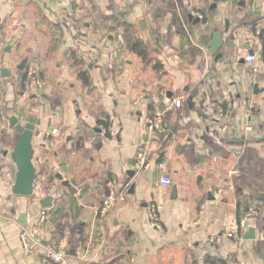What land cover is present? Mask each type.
I'll list each match as a JSON object with an SVG mask.
<instances>
[{
    "label": "crops",
    "instance_id": "obj_1",
    "mask_svg": "<svg viewBox=\"0 0 264 264\" xmlns=\"http://www.w3.org/2000/svg\"><path fill=\"white\" fill-rule=\"evenodd\" d=\"M263 29L264 0H0V264H45L46 250L60 243L68 264H264V203L260 213L244 215L234 201L252 193L236 189L245 183L264 194ZM118 31L141 42L152 63L119 42ZM218 32L224 56L216 63L210 44ZM248 53L261 57L255 79ZM25 59L24 71L37 80L24 101L16 79ZM225 95L230 109L220 115ZM179 98L182 108H173ZM157 111L166 112L167 131L150 138L147 121ZM21 112L58 130L42 127L33 141L32 196L12 193L18 136L9 119ZM102 119L110 136L98 126ZM144 152L154 166L166 163L172 185L160 188L153 167L143 172L153 182L140 178L133 195L132 184L120 191ZM109 184L117 199L100 219ZM48 197L52 204L43 208ZM150 206L161 207L159 228ZM42 209L49 214L44 244L28 255L19 219L27 214L33 225ZM249 228L255 240L246 239ZM212 237L222 243L211 244Z\"/></svg>",
    "mask_w": 264,
    "mask_h": 264
},
{
    "label": "built area",
    "instance_id": "obj_2",
    "mask_svg": "<svg viewBox=\"0 0 264 264\" xmlns=\"http://www.w3.org/2000/svg\"><path fill=\"white\" fill-rule=\"evenodd\" d=\"M201 18H203L201 16ZM17 27H20L21 25L19 23L16 24ZM119 42L124 44V38L123 34L118 31L117 34ZM260 55L248 53L245 56V63L250 67V72L252 74L253 79H255L257 76L260 75ZM37 74L32 70L23 71L18 74L16 79V84L18 87V94L20 95L22 100H27L32 92L33 89V80L36 79ZM37 80V79H36ZM256 81V80H255ZM255 83V82H254ZM41 82H36V86H41ZM143 97L141 96L138 100V102L141 101ZM183 105L182 98L175 99L172 102L173 108H181ZM249 110H254L255 105L253 103H250L248 105ZM230 109V99L227 95L224 96L222 105L219 108L220 115L228 113V110ZM16 115L22 116V112L18 113ZM165 116L166 112L164 111H157L150 119L147 121L146 126V132L147 135L150 138H154L155 136L162 135L166 133L167 127L165 122ZM249 129V128H248ZM105 131V130H103ZM58 133V130H53L52 134L56 135ZM138 168L141 170V172H147L153 169V167H156L159 171V186L160 188L166 189L172 185V179L167 171L166 163L159 162L154 166V163L149 160V156L146 152L140 153L138 155ZM153 163V164H152ZM110 187V193L106 196L104 199L100 209L98 210V217L100 219H105L112 206L116 202L117 199V193L114 191L113 184H109ZM43 210V209H42ZM160 206H150L149 207V217L152 225L154 227H160ZM49 219V214L47 210H43L39 215L37 221L33 225H27L26 227H23L20 233V242L23 250L28 255L35 254L39 248H41L44 244L43 238L41 235V231L44 228V225ZM233 237L232 234H228L227 238L231 239ZM210 243L213 245H220L222 243V240L218 237H212L210 239ZM45 264H68V255L66 252V247L63 243H60L59 245L54 246L53 248H48L46 250L45 254Z\"/></svg>",
    "mask_w": 264,
    "mask_h": 264
},
{
    "label": "water",
    "instance_id": "obj_3",
    "mask_svg": "<svg viewBox=\"0 0 264 264\" xmlns=\"http://www.w3.org/2000/svg\"><path fill=\"white\" fill-rule=\"evenodd\" d=\"M191 21L194 20L192 15L189 16ZM200 20L196 19L195 24H199ZM139 29L144 31L146 29L145 20L141 19L139 22ZM264 33V29L262 30ZM223 38L221 33H216L212 39L210 44L211 54L215 57V62L217 63L220 59L223 58L222 53H218V51L223 46ZM27 64V60H23L18 70L20 72L25 70V66ZM188 89V88H187ZM197 92H195L196 94ZM186 105H189L191 108L190 100L185 102ZM77 111L79 112V107L77 106ZM23 117L19 115H13L9 119L10 129L18 136L16 146L12 153V160L16 166V181L12 193L18 196H32L34 192V184L37 177L36 170L33 164V156H34V148L33 141L35 138L40 137L42 131V127H47L48 131L53 132V128L51 126V122H47L46 125L43 126V120L41 118L36 117V114L29 116V114L22 113ZM38 116V115H37ZM59 180H63L62 175L57 176ZM147 180L150 182L154 181L153 173H150L149 176L144 175L139 168H135L133 170H129L126 172V178L120 180L119 182V190L122 191L124 188L128 187L137 179ZM64 185L70 187L69 182H64ZM136 184H132L129 193L134 194L136 192ZM172 199L178 198L177 188L173 187ZM209 197L214 199L212 193H209ZM52 204V198L48 197L41 202V206L43 208L50 207ZM19 222L22 226L26 227L27 223V214H23ZM248 226V221L246 222ZM247 240H255L256 239V230L254 228H249V231L246 235ZM69 253V252H68Z\"/></svg>",
    "mask_w": 264,
    "mask_h": 264
},
{
    "label": "trees",
    "instance_id": "obj_4",
    "mask_svg": "<svg viewBox=\"0 0 264 264\" xmlns=\"http://www.w3.org/2000/svg\"><path fill=\"white\" fill-rule=\"evenodd\" d=\"M111 18H108L107 20H111ZM122 24V23H121ZM122 28H125L124 24L122 25ZM126 35V33H125ZM132 38L130 36H128L126 43L127 46L129 48V51L131 53H133L134 55H136L137 57H139L144 63H152V56L151 53H149L146 48L144 47V45L141 42H137L134 40H131ZM264 40V38H263ZM263 56H264V43H263ZM155 64H158L156 69L158 70L159 68H161L160 63L157 61H155ZM79 79L81 80L82 84L86 87L90 86V77L88 75V73L86 72H81L79 73ZM182 108V107H181ZM165 122H166V116H165ZM98 123L101 124L103 126V128H106V133L108 136L109 135V127H110V123L108 121H103V120H98ZM166 127H167V122H166ZM226 264L223 260H216L214 263L216 264Z\"/></svg>",
    "mask_w": 264,
    "mask_h": 264
},
{
    "label": "flooded vegetation",
    "instance_id": "obj_5",
    "mask_svg": "<svg viewBox=\"0 0 264 264\" xmlns=\"http://www.w3.org/2000/svg\"><path fill=\"white\" fill-rule=\"evenodd\" d=\"M153 178L155 179V175H153ZM246 188H248L249 190L255 191V192L257 189V187L253 189L252 184L250 185L248 184ZM252 194L253 193L249 194L247 198H245V200H243L241 203L237 199H234L236 211L240 210L242 211V214L244 215H247L249 213H260L261 212L263 208L262 205L264 203V194L258 193L257 195H254V196Z\"/></svg>",
    "mask_w": 264,
    "mask_h": 264
},
{
    "label": "rangeland",
    "instance_id": "obj_6",
    "mask_svg": "<svg viewBox=\"0 0 264 264\" xmlns=\"http://www.w3.org/2000/svg\"><path fill=\"white\" fill-rule=\"evenodd\" d=\"M109 23H110V25H114L115 20L111 19V20H109ZM116 24H119V23L117 22ZM122 29L124 30V28H122ZM123 30H122V31H123ZM122 31H121V32H122ZM123 33H124V32H123ZM123 33H122V34H123ZM123 37H124V42L126 43V40H127L128 36L125 35V34H123ZM126 44H127V43H126ZM151 56H153V54H151ZM157 65H158V64H154V65H153V68H155V66H157ZM157 67H159V66H157ZM159 69H160V68H159ZM159 69H158V70H159ZM147 77L149 78V81L152 80L151 75L148 74ZM144 94H145V93H144ZM62 100H64V98H63ZM102 117H104V116H102ZM102 120H104V119H102ZM98 126L100 127V129L106 130V128H103L102 125L99 124V123H98ZM244 172H245V171H244ZM245 177H246V176H245ZM246 178H247V177H246ZM253 182H255V181H253ZM239 184H240V183H239ZM250 184H252V183H250ZM247 185H248V183H245L244 185H238V187H237L236 189H238V188H242V187L246 188ZM252 186H253V189L256 188V187H257V189H256V192H255V191H252V190H250V192L255 193V195H257L261 187L259 188L258 184H254V185L252 184Z\"/></svg>",
    "mask_w": 264,
    "mask_h": 264
}]
</instances>
